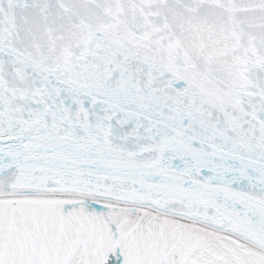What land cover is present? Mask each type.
<instances>
[{
    "label": "snow or ice",
    "instance_id": "obj_1",
    "mask_svg": "<svg viewBox=\"0 0 264 264\" xmlns=\"http://www.w3.org/2000/svg\"><path fill=\"white\" fill-rule=\"evenodd\" d=\"M0 264H264V0H0Z\"/></svg>",
    "mask_w": 264,
    "mask_h": 264
}]
</instances>
